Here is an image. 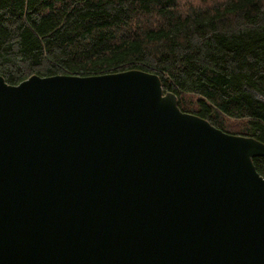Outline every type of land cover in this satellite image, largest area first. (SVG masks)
Segmentation results:
<instances>
[{
	"label": "water",
	"instance_id": "1",
	"mask_svg": "<svg viewBox=\"0 0 264 264\" xmlns=\"http://www.w3.org/2000/svg\"><path fill=\"white\" fill-rule=\"evenodd\" d=\"M254 156L156 73L0 75V264H264Z\"/></svg>",
	"mask_w": 264,
	"mask_h": 264
},
{
	"label": "trees",
	"instance_id": "2",
	"mask_svg": "<svg viewBox=\"0 0 264 264\" xmlns=\"http://www.w3.org/2000/svg\"><path fill=\"white\" fill-rule=\"evenodd\" d=\"M131 69L159 75L182 111L264 142V0H0L8 83Z\"/></svg>",
	"mask_w": 264,
	"mask_h": 264
},
{
	"label": "rangeland",
	"instance_id": "3",
	"mask_svg": "<svg viewBox=\"0 0 264 264\" xmlns=\"http://www.w3.org/2000/svg\"><path fill=\"white\" fill-rule=\"evenodd\" d=\"M199 2V1H198Z\"/></svg>",
	"mask_w": 264,
	"mask_h": 264
}]
</instances>
